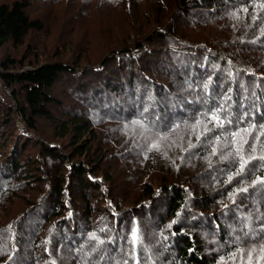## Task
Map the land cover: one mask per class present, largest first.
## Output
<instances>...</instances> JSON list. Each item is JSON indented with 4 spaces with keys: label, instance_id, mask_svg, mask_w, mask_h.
<instances>
[{
    "label": "trees",
    "instance_id": "trees-1",
    "mask_svg": "<svg viewBox=\"0 0 264 264\" xmlns=\"http://www.w3.org/2000/svg\"><path fill=\"white\" fill-rule=\"evenodd\" d=\"M0 264H264V0H0Z\"/></svg>",
    "mask_w": 264,
    "mask_h": 264
},
{
    "label": "rangeland",
    "instance_id": "rangeland-1",
    "mask_svg": "<svg viewBox=\"0 0 264 264\" xmlns=\"http://www.w3.org/2000/svg\"><path fill=\"white\" fill-rule=\"evenodd\" d=\"M6 95H7V94H6ZM17 125H18L19 127L23 128V125H22L21 122L17 121Z\"/></svg>",
    "mask_w": 264,
    "mask_h": 264
},
{
    "label": "snow or ice",
    "instance_id": "snow-or-ice-1",
    "mask_svg": "<svg viewBox=\"0 0 264 264\" xmlns=\"http://www.w3.org/2000/svg\"><path fill=\"white\" fill-rule=\"evenodd\" d=\"M234 135H238V134H234ZM242 142H244V143H246V141H242ZM244 167V165H243V163L241 164V168H243Z\"/></svg>",
    "mask_w": 264,
    "mask_h": 264
},
{
    "label": "bare ground",
    "instance_id": "bare-ground-1",
    "mask_svg": "<svg viewBox=\"0 0 264 264\" xmlns=\"http://www.w3.org/2000/svg\"><path fill=\"white\" fill-rule=\"evenodd\" d=\"M156 141V140H155ZM157 146V145H156ZM155 151H157V150H155ZM148 152V151H147ZM151 153H153V152H151ZM155 154V153H154ZM158 154V153H157ZM148 156V155H147Z\"/></svg>",
    "mask_w": 264,
    "mask_h": 264
}]
</instances>
